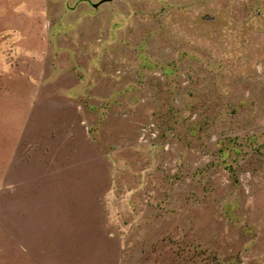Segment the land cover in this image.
<instances>
[{"label": "rangeland", "instance_id": "obj_1", "mask_svg": "<svg viewBox=\"0 0 264 264\" xmlns=\"http://www.w3.org/2000/svg\"><path fill=\"white\" fill-rule=\"evenodd\" d=\"M98 1L0 0V264H264V0Z\"/></svg>", "mask_w": 264, "mask_h": 264}, {"label": "water", "instance_id": "obj_2", "mask_svg": "<svg viewBox=\"0 0 264 264\" xmlns=\"http://www.w3.org/2000/svg\"><path fill=\"white\" fill-rule=\"evenodd\" d=\"M102 1H110V0H99L98 2L101 3ZM94 6L97 5V3L93 4Z\"/></svg>", "mask_w": 264, "mask_h": 264}]
</instances>
